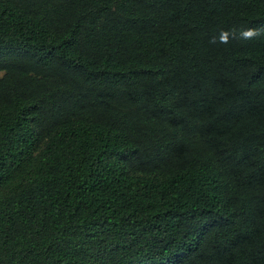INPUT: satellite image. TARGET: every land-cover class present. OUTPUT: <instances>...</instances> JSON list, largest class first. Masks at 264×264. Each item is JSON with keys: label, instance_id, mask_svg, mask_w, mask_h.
I'll return each mask as SVG.
<instances>
[{"label": "trees", "instance_id": "trees-1", "mask_svg": "<svg viewBox=\"0 0 264 264\" xmlns=\"http://www.w3.org/2000/svg\"><path fill=\"white\" fill-rule=\"evenodd\" d=\"M264 0H0V264H264Z\"/></svg>", "mask_w": 264, "mask_h": 264}, {"label": "clouds", "instance_id": "clouds-1", "mask_svg": "<svg viewBox=\"0 0 264 264\" xmlns=\"http://www.w3.org/2000/svg\"><path fill=\"white\" fill-rule=\"evenodd\" d=\"M261 36H264V25L259 27L248 26L240 29L233 27L221 29L218 35H214L209 39L208 43L210 45L217 43L228 44L230 40L250 41Z\"/></svg>", "mask_w": 264, "mask_h": 264}]
</instances>
